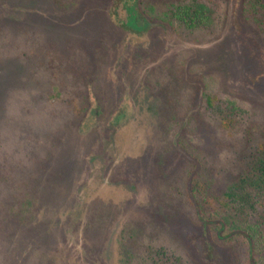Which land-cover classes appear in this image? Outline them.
<instances>
[{
  "label": "rangeland",
  "instance_id": "rangeland-1",
  "mask_svg": "<svg viewBox=\"0 0 264 264\" xmlns=\"http://www.w3.org/2000/svg\"><path fill=\"white\" fill-rule=\"evenodd\" d=\"M263 153L264 0H0V264H264Z\"/></svg>",
  "mask_w": 264,
  "mask_h": 264
},
{
  "label": "trees",
  "instance_id": "trees-1",
  "mask_svg": "<svg viewBox=\"0 0 264 264\" xmlns=\"http://www.w3.org/2000/svg\"><path fill=\"white\" fill-rule=\"evenodd\" d=\"M115 14L117 17V22L120 24L121 27L126 29L127 24L130 21V16L127 12L126 6L123 3L119 2L116 5ZM238 181V187L256 186L257 188L264 190V153L251 164L250 169L245 174V177H243V179H239ZM238 187H236V185L231 187L229 192H227L226 196L232 197V194ZM248 238L250 237L248 236ZM248 238H245L247 242H249V240L251 241V238Z\"/></svg>",
  "mask_w": 264,
  "mask_h": 264
}]
</instances>
